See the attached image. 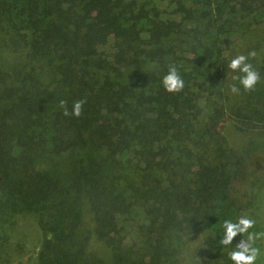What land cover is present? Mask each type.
Instances as JSON below:
<instances>
[{
	"label": "trees",
	"instance_id": "trees-1",
	"mask_svg": "<svg viewBox=\"0 0 264 264\" xmlns=\"http://www.w3.org/2000/svg\"><path fill=\"white\" fill-rule=\"evenodd\" d=\"M242 243L264 264V0H0V264Z\"/></svg>",
	"mask_w": 264,
	"mask_h": 264
},
{
	"label": "clouds",
	"instance_id": "clouds-1",
	"mask_svg": "<svg viewBox=\"0 0 264 264\" xmlns=\"http://www.w3.org/2000/svg\"><path fill=\"white\" fill-rule=\"evenodd\" d=\"M243 57H239L235 60L232 61L231 63V67L232 68H236L241 61L243 60ZM241 71L247 73L246 78L244 79V83L246 86H251L255 80H256V75L255 73L251 72L248 68V66H245L241 69ZM170 85L174 84L175 81L173 79V77H168V81H167ZM76 110L79 109V104H77L75 106ZM240 225H242V227H239L237 225L231 224V223H226L225 224V236L224 239L222 241V243L224 244H228L231 242L232 238L237 235L238 232H244L247 227L250 226V222L247 220L242 219L240 221ZM238 248L240 249L239 251H234L230 254V258L232 259V261L234 262V264H250V262L254 259V252L253 255H246V253H248L250 251L249 247L245 244H240L238 245Z\"/></svg>",
	"mask_w": 264,
	"mask_h": 264
},
{
	"label": "rangeland",
	"instance_id": "rangeland-1",
	"mask_svg": "<svg viewBox=\"0 0 264 264\" xmlns=\"http://www.w3.org/2000/svg\"><path fill=\"white\" fill-rule=\"evenodd\" d=\"M225 124H226V121H225ZM228 127H230V130H231V129H234V126H225V128H228ZM237 134L239 135L238 132H237ZM199 241H201V243H203V241H204V236H200V237H199ZM27 247H28V250H29V253H28V255H29V254H30V251H32V248H31L32 245H30V243H28V244H27ZM23 260H24V262L27 261V260H28V257L24 258ZM28 263H29V261H28Z\"/></svg>",
	"mask_w": 264,
	"mask_h": 264
}]
</instances>
